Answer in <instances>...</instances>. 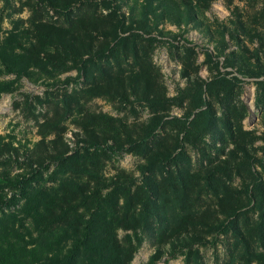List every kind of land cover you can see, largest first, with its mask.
Returning a JSON list of instances; mask_svg holds the SVG:
<instances>
[{
  "label": "rangeland",
  "instance_id": "1",
  "mask_svg": "<svg viewBox=\"0 0 264 264\" xmlns=\"http://www.w3.org/2000/svg\"><path fill=\"white\" fill-rule=\"evenodd\" d=\"M0 54L11 259L42 203L65 248L264 264V0H0Z\"/></svg>",
  "mask_w": 264,
  "mask_h": 264
},
{
  "label": "trees",
  "instance_id": "2",
  "mask_svg": "<svg viewBox=\"0 0 264 264\" xmlns=\"http://www.w3.org/2000/svg\"><path fill=\"white\" fill-rule=\"evenodd\" d=\"M41 208L42 203L29 212L35 223L34 231L37 232V236L34 237L33 233L30 234L31 241L29 243L34 246L28 250V255H26L24 262L17 257H12V259L9 257L10 248L12 251L17 250L19 242L17 240L13 241L11 239L12 235L8 233L5 240L0 242V248L4 250L3 257H0V264L5 263L4 261L2 262L4 259L9 260V264H46V261L49 264H81L79 256L82 254L86 259L91 258L89 259L91 264H102L99 263V260L107 255L109 260L105 264H127L130 261L133 251L129 252L128 249H121L115 234L108 233L105 237L98 236L94 241L91 240V254L81 251V247L86 246V240L82 242L81 247L72 246L65 248L63 245L55 243V241L46 239V226L49 225V222L44 221ZM4 231H6V228H4ZM1 255L2 251H0Z\"/></svg>",
  "mask_w": 264,
  "mask_h": 264
}]
</instances>
